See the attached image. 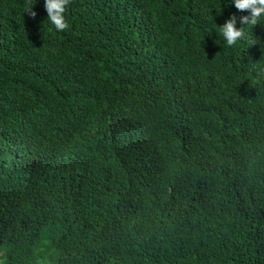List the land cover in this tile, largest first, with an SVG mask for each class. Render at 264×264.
<instances>
[{"label":"trees","instance_id":"1","mask_svg":"<svg viewBox=\"0 0 264 264\" xmlns=\"http://www.w3.org/2000/svg\"><path fill=\"white\" fill-rule=\"evenodd\" d=\"M44 5L0 0V261L264 264V17L70 0L58 31Z\"/></svg>","mask_w":264,"mask_h":264},{"label":"clouds","instance_id":"2","mask_svg":"<svg viewBox=\"0 0 264 264\" xmlns=\"http://www.w3.org/2000/svg\"><path fill=\"white\" fill-rule=\"evenodd\" d=\"M235 7L238 10H250V16L240 18L241 24L256 25L261 22V17H264V0H234ZM70 0H45V9L48 14V21L55 26L58 31H65L69 25L65 19L64 13ZM32 17L36 16V12L32 11V7L28 11ZM237 18L233 15L222 26H219V34L223 37L226 45L232 47L238 42L246 40V32L244 27H236ZM3 264V261H0Z\"/></svg>","mask_w":264,"mask_h":264}]
</instances>
